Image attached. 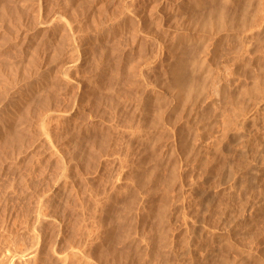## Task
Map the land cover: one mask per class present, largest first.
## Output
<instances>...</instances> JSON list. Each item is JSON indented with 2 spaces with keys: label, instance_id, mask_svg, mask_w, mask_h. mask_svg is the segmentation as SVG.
Masks as SVG:
<instances>
[{
  "label": "rangeland",
  "instance_id": "1",
  "mask_svg": "<svg viewBox=\"0 0 264 264\" xmlns=\"http://www.w3.org/2000/svg\"><path fill=\"white\" fill-rule=\"evenodd\" d=\"M100 1L47 0V3L62 7L67 4L68 8L74 5L88 21L87 16L95 10L99 14V6L95 7L101 5ZM20 2L0 0V55L6 57L0 56V64L17 61L24 49L19 42L11 48L20 33L19 21L15 20ZM140 2L138 10L144 12L141 14L144 20L139 30L144 34L145 29H151L144 34L150 33V36L144 37L142 50L132 49L131 38L124 32H112L111 37L103 41L93 38L95 45L92 44L87 54L89 62L86 59L84 70L89 71L87 75L91 77V84L95 83V92L81 97V108L75 119L64 125L61 122L57 127L54 121L50 123L53 131L49 134L52 132V144H56L53 145L55 156H60L57 164L50 162L51 154L46 156L45 146L37 147L34 128L23 129L24 134L21 133L18 140L12 139V133H3L4 137L1 134L0 182L4 183H0V247L4 238L12 240L28 226L36 194L44 189L48 192L55 189L52 192L55 196L51 194L43 200L48 203L43 204L46 213L53 215L51 226L43 229L47 234L46 244L59 251L66 250L70 244L68 248L75 246L83 254L78 255L81 257L77 256L78 259L69 256L70 262L67 257L65 264H264V0H199L197 5L183 0L184 4L180 1L183 11L164 15L166 19L158 13L157 4L161 0ZM220 13L225 18L222 15L221 19ZM82 14L79 12L78 21H85ZM189 18L191 24H196L189 28L195 32L199 29L200 37L187 43L183 51L178 46L177 50L172 47L174 54L178 52L182 56L181 61L179 57L167 59V51L160 49L163 53L157 54L155 69L148 72L144 64L138 67L136 63H143L138 57L144 59L153 48L151 37L156 30L168 27L174 35ZM219 24L223 26L222 32L218 31ZM123 34L129 42L124 40ZM171 35L168 34L167 43H163L165 48L174 44ZM112 36H119L121 43ZM111 41H115L116 47ZM49 42L45 44L51 47L53 43ZM122 43L130 45L129 48ZM41 46V52L47 50V46ZM117 46L126 49L125 54ZM111 47L119 51L115 50L116 53ZM108 51L116 54L112 57ZM119 52L120 55L123 52L122 57ZM103 56L106 58L102 59ZM119 58H123L122 61ZM106 59L112 60L108 61L114 69L107 66ZM100 64L104 66L101 68ZM106 70L120 74L112 71L110 76ZM126 79L128 83L123 81ZM5 80L0 79V119L6 105L20 89H14ZM143 82L157 85V95L144 92ZM108 85L112 90H107ZM50 90L51 94L58 93L62 108L72 107L75 99L72 91L62 88L60 95L58 89L50 88L46 93L35 95V103H32L35 108L39 110L48 102ZM27 108L24 106L19 114L27 115ZM21 115L14 117L16 127L12 131H16L15 135L23 126ZM92 138L99 143L94 151ZM13 146L18 156H11L9 149ZM27 146L29 152L23 155L20 149ZM88 148L92 151L90 155L86 153ZM71 166H75L74 171ZM59 169L66 170L67 180L73 175L69 186L60 188L58 184L55 188ZM40 264L59 263L47 257Z\"/></svg>",
  "mask_w": 264,
  "mask_h": 264
},
{
  "label": "bare ground",
  "instance_id": "2",
  "mask_svg": "<svg viewBox=\"0 0 264 264\" xmlns=\"http://www.w3.org/2000/svg\"><path fill=\"white\" fill-rule=\"evenodd\" d=\"M96 1V0H95ZM142 1V0H102L101 2V5L98 4L95 8H97L99 6V14H97V12H90V16H87L89 17V20L86 21V16H84L82 14V11H78L76 8H73L75 7L74 5H72L71 8H68L66 7V5H64L63 7L62 6H52L51 4H48L47 3V0H21V4L19 5L20 6V9H17L15 10L16 11V15H15V20L16 22L19 21V28H20V33L19 35L16 37L15 40H13V38L11 37V39L13 40V43L11 44V48L12 47H15V45L18 44L19 42V45L21 44L22 47H20L18 45V48H23L24 49H18L19 51L22 50V54L19 52V55L21 54L20 58L15 61V62H11L10 60H8L7 62H4L2 64H0V79H4L6 78V80L8 81V84L12 87H14V89H18V93L16 95H14V97H12V99L10 100V102L6 105V107L4 108V116L0 119V138H1V134L3 135V133H5L4 135H6L7 132H9L12 136V139L13 140H16L17 138H19L18 136L21 135V133L24 131L23 129H30V127L34 128L33 130L35 131L36 133V145H38L37 147H39V145H41L42 147L45 146L43 149L46 151V153H48L46 156H48L49 154L50 155V162L51 163H55L57 164L58 163V160H59V157L60 156H57L58 157V160H57V157L55 156L56 152L54 151V144H52V139H51V133L49 134V131L52 130L53 131V128L50 129V123L54 121V125L56 124V127L57 125H59L61 122L63 123L64 125V122H70L72 119H75V117H77L76 113L78 112V110L81 108V104H82V100H81V97L83 95H86L87 92H93L94 89V86L93 84L95 83H92L91 84V77L87 75V72L89 71H85L84 68H85V62H86V59H87V54L90 53V49L92 47V44L93 43V38H98L100 41H103L104 39L106 38H109L111 37V33L115 31L116 32H124L126 33V35H128L130 38H131V41L132 42H129V39H128V42L129 44L131 45L132 49H141L143 46L142 45V41L143 39L145 40L144 37H148L150 36L148 34V36H144V34L147 33V30L148 32L151 30L148 29H144L146 30V32H144V34L142 33V31H140L139 29V24L141 25V21L143 19L142 15L143 14L142 12H140L138 10V6H139V2ZM183 0H161V3L159 4L158 2H155V3H158L157 4V7L159 6L160 7V10L158 11L160 17L162 15V17H164V19L167 18V16H169V14H173L174 12L176 11H179V10H182L184 7L182 6V4H184L181 2ZM189 2H191L190 4L194 5L196 2L198 3L199 0H188ZM57 4V2H55ZM60 3V2H59ZM58 3V5H59ZM148 3V2H147ZM188 3V2H187ZM153 4V3H152ZM151 4V7H153ZM181 4V5H180ZM51 5V6H50ZM78 5V4H77ZM87 5V4H86ZM140 5H141V2H140ZM197 5V4H195ZM80 6V5H78ZM92 6V5H91ZM144 6V5H142ZM185 6V5H184ZM200 6V5H199ZM225 6V4L223 5ZM81 7V6H80ZM111 7V8H110ZM150 7V6H149ZM147 7V9L149 8ZM247 7V6H246ZM82 8V7H81ZM92 8V7H91ZM91 8H90V11H91ZM154 8V7H153ZM88 9V8H87ZM199 9V8H198ZM225 8L222 9V11L224 10ZM9 10V9H8ZM93 10V9H92ZM141 10V9H140ZM152 10V9H151ZM85 11V8L83 10V12ZM150 11V9H149ZM154 11V10H153ZM183 11V10H182ZM10 12V11H9ZM82 14L84 17H85V21L83 20H79L78 21V14ZM148 12V10H147ZM88 13V11H87ZM156 13V12H155ZM225 12L223 11V14ZM86 14V13H85ZM152 14V13H151ZM150 14V15H151ZM175 14V13H174ZM181 14V13H180ZM221 14V13H220ZM219 14V15H220ZM221 14V19H222V15ZM149 15V14H148ZM164 15H167V16H164ZM218 15V16H219ZM82 16V17H83ZM154 16V15H153ZM225 15H223V18ZM10 17V16H9ZM80 17V16H79ZM146 17V16H145ZM150 17V16H149ZM184 18H186V16H184ZM219 18V17H218ZM217 18V21H219ZM81 19V17L79 18ZM83 19V18H82ZM151 19V17H150ZM155 19V18H154ZM190 19V18H189ZM144 20V19H143ZM146 20V19H145ZM157 20V19H156ZM163 20V19H162ZM168 20V19H167ZM184 20V19H183ZM210 20V19H209ZM255 20V19H254ZM149 20H147L148 22ZM153 21V20H152ZM155 21V20H154ZM208 20H206L207 22ZM211 21V20H210ZM1 22V21H0ZM89 22L90 25H87V23ZM151 22V20H150ZM163 22V21H162ZM175 22V21H174ZM173 22V23H174ZM191 19L190 21H188V19H186L184 21V23H182L181 26H183V28L181 27L180 30L176 31V33L174 35H171V30L170 28L168 27H164L163 28H159L158 29V32L156 30V27H155V30L156 32H154V35L151 37L152 39V50L150 51L149 54H147V56H145V58L143 59L142 56H139L138 58L141 59L140 61L143 62V63H140L138 62L139 59H136L138 61H135V62H138L136 64H139L138 67H141V64H144V67H146L147 71H151L153 68L155 69L156 67V62H157V54L159 55L161 52L159 51L160 49L163 50L165 49L167 51V59H171V58H175L178 59L179 57V61H181V57H180V54L178 53H173V46L174 48L176 49V46H178V48L180 50H184V48L186 47V44L187 43H190V41L192 40H195L196 38H199L200 35L199 33L197 34V32H199V29L197 32L193 31L191 28H189V26L191 25H196V24H191ZM155 23V22H154ZM194 23V22H193ZM203 23V22H202ZM220 23V22H219ZM221 23H224V22H221ZM227 23V22H226ZM142 24H144L142 22ZM148 24H153V23H148ZM156 24V23H155ZM147 25V24H145ZM144 25V26H145ZM150 25V26H151ZM165 25V24H164ZM206 25H208L206 23ZM224 25V24H223ZM84 26H90V28L84 30ZM143 25H141L142 27ZM161 26V24H160ZM202 26V25H201ZM205 27V25H203ZM202 26V27H203ZM220 26V30L218 29L219 32H222L221 30L223 28H221L222 24L218 25ZM217 26V27H218ZM148 27V25H147ZM154 27V26H152ZM151 27V28H152ZM193 27V26H192ZM196 27V26H195ZM201 27V28H202ZM223 27V26H222ZM225 27V26H224ZM16 28V27H15ZM179 28V27H178ZM198 28V27H197ZM196 28V29H197ZM200 28V27H199ZM12 29V27H11ZM153 29V28H152ZM3 30V29H2ZM144 30V31H145ZM176 30V29H174ZM213 30V29H212ZM11 31V30H10ZM201 31V30H200ZM3 32V31H2ZM151 32V33H153ZM217 32V31H216ZM233 32V31H232ZM218 33V32H217ZM168 34H170L171 36L174 37V44L173 45H166V48L163 46V43H167V38H169ZM11 35V34H9ZM124 35V34H123ZM1 36V35H0ZM3 36V35H2ZM113 37V36H112ZM120 37H121V33H120ZM119 36L116 37V38H119L118 40V44H120V38ZM125 37V35H124ZM210 37V36H209ZM214 37V36H213ZM217 37V36H216ZM114 38V37H113ZM111 38V39H113ZM116 38L115 41H116ZM10 39V38H9ZM126 39V37L124 38V40ZM126 39V40H127ZM150 39V40H151ZM49 40L53 43H51V47H49L50 45V42L48 43L49 46H47L46 44V41ZM123 40V38H122ZM147 40V38H146ZM171 40V39H170ZM6 41V40H5ZM45 41V42H44ZM115 41H111L112 43H114L115 45ZM7 42H9L7 40ZM95 42V41H94ZM99 42V41H98ZM120 42V43H119ZM124 42V41H122ZM127 42V43H128ZM150 42V41H148ZM46 43V44H45ZM99 43H103V42H99ZM98 43V44H99ZM117 43V42H116ZM147 43V42H146ZM172 43V42H171ZM199 43V42H198ZM201 43V42H200ZM215 43V42H214ZM117 44V45H118ZM124 43H122L121 45H123ZM126 44V43H125ZM154 44V45H153ZM41 45H45L47 46V50L46 51H42L41 52V48L42 47ZM95 45V44H94ZM111 45V43H110ZM130 45H127V46H130ZM150 45V44H149ZM4 46V45H3ZM44 46V47H45ZM100 46V45H99ZM107 46V44H106ZM105 46V47H106ZM113 46V44H112ZM124 46V45H123ZM126 45L124 46L125 48L127 47ZM155 46H157V48H155ZM191 46V45H190ZM189 46V47H190ZM97 48L98 46H94V48ZM100 47H104L103 45H101ZM104 47V49H105ZM116 47V45H115ZM121 47V46H120ZM130 47V48H131ZM189 47H188V52H189ZM192 47V46H191ZM40 48V50H39ZM50 51H49V49ZM93 48V47H92ZM107 48V47H106ZM109 48V47H108ZM111 48H114V47H111ZM110 48V49H111ZM118 49H120L118 46H117ZM122 49H125L123 47H121ZM129 48V47H127ZM149 48V47H148ZM170 48V49H169ZM194 48V46L192 47V49ZM16 49V48H15ZM43 49V47H42ZM103 49V48H102ZM108 49V50H110ZM116 48H114V51L118 50ZM174 49V51H175ZM195 49V48H194ZM7 50V49H5ZM97 50V49H96ZM96 50H94L95 54L97 53ZM126 50V49H125ZM125 50H121L120 51H125ZM142 50V49H141ZM177 50V49H176ZM179 50V52H181ZM186 50V49H185ZM10 51V50H9ZM48 51V53H46ZM101 51V50H100ZM103 52L107 51V50H102ZM111 51L113 52V50L111 49ZM111 51H108V53L110 54ZM115 51V52H116ZM119 51V50H118ZM140 51V50H138ZM192 51V50H191ZM8 53V51H6ZM41 52V53H40ZM92 52V51H91ZM99 52V50H98ZM111 52V53H112ZM114 52V53H115ZM121 52V55L122 53ZM132 52V51H130ZM148 52V51H147ZM160 52V53H159ZM187 52V51H186ZM193 52V51H192ZM3 53V52H2ZM114 53H112V57L114 56ZM117 53V52H116ZM115 53V54H116ZM140 53V52H139ZM137 53V54H139ZM163 53V52H162ZM161 53V54H162ZM1 54V53H0ZM94 54V56H95ZM99 54V53H98ZM107 54V53H106ZM125 54V52H124ZM123 54V55H124ZM133 54V52H132ZM188 54V53H187ZM18 55V56H19ZM89 55V54H88ZM100 55H103L102 53H100ZM105 55V54H104ZM111 55V54H110ZM119 55H120V52H119ZM120 55V57H122ZM141 55V54H140ZM165 55V54H164ZM183 55V54H182ZM1 56V55H0ZM92 56V53L91 55ZM99 56V55H98ZM127 56V55H126ZM166 56V55H165ZM186 56V55H185ZM188 56V55H187ZM1 57H5L4 55L1 56ZM100 57V56H99ZM98 57V58H99ZM105 56L101 57L102 59H104ZM111 57V56H110ZM135 57H136V54H135ZM160 57V56H159ZM6 58V57H5ZM9 58V57H7ZM100 58V59H101ZM106 58V57H105ZM109 58V57H107ZM115 58H116V55H115ZM115 58H112L113 60H115ZM118 58V57H117ZM126 58V57H125ZM124 58V59H125ZM132 58V57H131ZM130 58V59H131ZM181 58V59H180ZM186 58V57H185ZM188 58V57H187ZM11 59V58H10ZM13 59V58H12ZM89 59V58H88ZM87 59V61L89 62V60ZM110 59V58H109ZM109 59H106L107 61ZM120 59V58H119ZM123 59V58H121ZM120 59V60H121ZM128 59V58H126ZM3 60V59H2ZM15 60V59H14ZM13 60V61H14ZM38 60V61H37ZM119 60V61H120ZM133 60H134V57H133ZM143 60V61H142ZM185 60V59H184ZM101 61V60H100ZM99 61V62H100ZM105 61V63H108L107 66L111 65L109 63V61L111 62L112 60H109L108 62ZM117 61V60H115ZM122 61V60H121ZM126 61V60H125ZM125 61H123V64L125 65ZM130 61V60H129ZM127 61V62H129ZM169 61V60H168ZM86 62V63H88ZM125 62V63H124ZM171 62V61H170ZM115 63V62H114ZM117 63V62H116ZM121 62H119L120 64ZM181 63V62H179ZM104 64V63H103ZM119 64H115L116 66H119ZM121 63V65H123ZM135 64V63H134ZM186 64V62H185ZM87 65V64H86ZM99 65V64H98ZM113 65V64H112ZM111 65V66H112ZM114 65V67H115ZM120 65V66H121ZM155 65V67H154ZM182 65V64H180ZM184 65V64H183ZM97 66V65H96ZM102 64H100L99 67L102 68ZM106 66V67H107ZM137 66V65H136ZM163 66V65H161ZM98 67V66H97ZM124 67V66H122ZM126 67H127V64H126ZM143 67V68H144ZM105 68V67H104ZM109 68V67H108ZM107 68V69H108ZM119 68V67H117ZM106 69V68H105ZM110 69H114L113 66L112 68ZM126 69V68H125ZM98 71V69H96ZM102 70V69H101ZM100 72H103L101 71ZM118 70V69H117ZM122 71L123 68L121 69ZM141 70V68L139 69ZM108 71V70H106ZM112 71H115V70H112ZM112 71H108L110 73L107 72L108 75L110 74H113L114 72ZM131 71V70H130ZM142 71V70H141ZM115 72H118V71H115ZM127 72V71H126ZM98 72H96L97 74ZM105 73V71H104ZM123 73V72H122ZM141 73V72H140ZM103 74V73H102ZM107 74H104L105 76ZM117 74V73H116ZM120 73L118 72V75ZM128 74H132V73H128ZM116 75V76H118ZM123 77L125 75L122 74ZM11 76H14V78H12ZM100 77V75H98ZM103 76V75H102ZM101 76V77H102ZM111 76V75H110ZM113 76V75H112ZM128 76H131V75H128ZM134 76V75H133ZM177 76V75H176ZM90 77V78H89ZM115 77V76H113ZM120 77V76H119ZM122 77V76H121ZM120 77V78H121ZM124 77V78H125ZM137 77V76H136ZM109 77L107 76V79ZM112 78V77H111ZM117 77H115L116 79ZM133 78V77H131ZM130 78V79H131ZM138 78V77H137ZM92 79H94L92 77ZM103 79V78H102ZM123 79V78H122ZM129 79V78H128ZM128 79L126 80H123V81H127ZM5 80V81H6ZM96 80V78L94 79V81ZM101 80V79H100ZM105 80V78H104ZM111 80V79H109ZM107 80V82L109 81ZM119 80V78L117 79ZM121 80V79H120ZM137 80V79H136ZM4 81V82H5ZM98 81V80H97ZM112 81H116V80H112ZM123 81L121 83H123ZM129 81V80H128ZM138 81V80H137ZM151 81V80H150ZM149 80L147 82H150ZM106 82V81H103V83ZM110 82V81H109ZM119 82V81H118ZM99 83V82H98ZM111 83V82H110ZM110 83H108L110 85ZM120 83V82H119ZM128 83V82H126ZM137 83V82H136ZM139 83V82H138ZM137 83V84H138ZM144 83V82H143ZM5 84V83H4ZM141 84V83H140ZM150 84V83H149ZM149 84L147 83H144V85L141 87L143 88L144 92L145 90L148 93V95H157V85L154 87L152 84V86H150ZM106 85V84H105ZM108 85V86H109ZM139 85V84H138ZM96 86V85H95ZM100 86H104L100 83ZM99 84H98V88L100 87ZM112 86V85H110ZM110 86L109 88H107V90H112L110 89ZM107 87V86H106ZM52 89L53 90H59V94L61 95V90L62 88H64V90H69L70 92L72 91V94H74V103L72 105V102H71V105L72 107H65V108H62V105H60L59 103V95L58 93H53L51 94V90L48 92V96H49V100L48 102L42 107L40 108L39 110L37 108H35V105L32 104L34 102V97L35 95H37V93H46V91L48 89ZM105 88V87H104ZM103 88V89H104ZM113 88V87H112ZM101 90V89H100ZM11 91V89H10ZM9 92V91H8ZM95 92V91H94ZM99 92V91H98ZM51 95H50V94ZM11 94V93H10ZM93 94V93H91ZM145 95V94H144ZM13 96V95H12ZM143 96H141L142 98ZM64 98V97H63ZM156 98V97H155ZM7 100V99H6ZM73 100V99H72ZM148 100V99H147ZM2 101V100H1ZM0 101V103H1ZM8 101V100H7ZM63 101V100H62ZM140 101V100H139ZM142 101V100H141ZM140 101V103H141ZM149 101V100H148ZM151 102V101H150ZM5 103V101H4ZM35 103V102H34ZM68 103V102H67ZM146 103V102H145ZM148 103V102H147ZM64 104V103H63ZM136 104V103H135ZM263 104V103H262ZM4 105V106H5ZM31 105H34L32 107H30ZM38 105V104H37ZM24 106H28V110H27V115L22 114H19L21 109L24 108ZM83 107V106H82ZM264 107V104L263 106ZM32 108H35L34 110ZM24 112V110H22ZM80 111V110H79ZM26 112V111H25ZM2 113V112H1ZM18 114V117L19 115L23 116L22 119L20 120L21 121V125L23 124L22 128H20V131L17 130V134L15 135L14 132L16 131H12V130H15L14 128V117H16V115ZM76 115V116H75ZM0 116H2L0 114ZM19 119V118H17ZM77 119V118H76ZM18 122V121H17ZM52 124V125H53ZM26 125V127H25ZM66 125V124H65ZM21 127V126H20ZM55 127V126H53ZM66 129V128H65ZM93 130V129H92ZM94 130H95V127H94ZM33 131V132H34ZM20 132V133H19ZM28 132V131H27ZM55 132V131H54ZM7 133V135L9 134ZM30 133V132H29ZM35 133H32L35 135ZM9 134V135H10ZM24 134V133H22ZM54 134V133H53ZM99 134V133H98ZM4 135L2 137H4ZM29 135V134H28ZM94 134H92V137H93ZM96 136H97V133H96ZM102 135H100V138ZM8 137V136H7ZM10 137V136H9ZM8 137V138H9ZM34 137V136H33ZM24 138V137H22ZM96 138V137H94ZM10 139V138H9ZM35 139V137H34ZM93 139V138H92ZM98 139V137L96 138ZM5 140V139H4ZM18 140V139H17ZM24 141V139H22ZM21 140V141H22ZM32 140V139H30ZM7 141V139H6ZM9 141V140H8ZM3 142V140H2ZM1 142V143H2ZM13 142V141H12ZM91 142V141H89ZM88 142V143H89ZM98 140L96 141L95 139H93V142H91L92 144V147L94 151V148L98 146L99 143H97ZM9 143V142H8ZM15 143V142H14ZM28 143H29V140H28ZM12 144V143H11ZM16 144V143H15ZM14 144V145H15ZM19 144V143H18ZM30 144V143H29ZM90 144V143H89ZM90 144V145H91ZM2 145V144H0ZM5 145V143H4ZM35 145V146H36ZM56 145V144H55ZM87 145V144H86ZM6 146V145H5ZM9 146V145H8ZM20 146V145H19ZM30 146V145H29ZM34 146V147H35ZM2 149L4 148V146H1ZM23 147V146H22ZM21 147V148H22ZM36 147V148H37ZM41 147V149H42ZM6 148H8L6 146ZM4 148L6 151L8 149ZM31 148V147H30ZM35 148V150H36ZM91 148H88L90 150H87V154L91 153ZM1 149V148H0ZM11 149V148H10ZM11 151V156H15L17 155V151H16V148L13 146L12 147V150ZM19 149V148H18ZM40 149V148H39ZM42 149V150H43ZM4 150V151H5ZM21 150V151H20ZM19 151L21 153H23V155L27 154L29 152V147H24L23 149H20ZM57 150V149H56ZM70 150V149H69ZM68 150V151H69ZM1 151V150H0ZM32 151V150H31ZM30 151V152H31ZM41 150H39L40 152ZM2 152V151H1ZM43 152V151H42ZM5 153H8V152H5ZM20 153V155H22ZM59 153V152H58ZM66 153V152H65ZM79 153V152H78ZM4 154V153H3ZM9 154V155H10ZM41 154V152H40ZM44 154V152H43ZM41 154V155H43ZM1 155V153H0ZM5 155V154H4ZM8 155V156H9ZM30 155V154H28ZM27 155V156H28ZM59 155V154H57ZM90 155V154H89ZM92 155V154H91ZM106 155V154H105ZM7 156V158H8ZM18 156V155H17ZM16 156V157H17ZM45 156V155H44ZM64 157V156H63ZM89 157V156H88ZM5 158V157H4ZM15 158V157H14ZM13 158V159H14ZM18 158V157H17ZM21 158V157H20ZM46 158V157H45ZM44 158V159H45ZM84 158V156H83ZM82 158V159H83ZM16 159V158H15ZM3 160V159H2ZM7 160V159H6ZM9 160V158H8ZM21 160H23L21 158ZM20 160V161H21ZM47 160V159H46ZM80 159H78V162H79ZM116 160V159H115ZM102 161V160H101ZM49 161H47V164H48ZM107 162V161H106ZM60 163V162H59ZM81 163V162H80ZM17 164V163H16ZM50 164V163H49ZM15 165V164H14ZM69 165V164H68ZM67 165V166H68ZM72 165V164H71ZM80 165V164H79ZM6 166V165H4ZM16 166V165H15ZM61 166V164L59 165ZM58 166V167H59ZM14 167V166H13ZM51 167V166H49ZM75 166H71V169L73 170ZM52 168V167H51ZM56 168V166H55ZM47 169V168H46ZM58 169V168H56ZM3 170V169H2ZM15 170V169H14ZM30 170V169H29ZM54 170V169H53ZM60 170V169H59ZM62 170V169H61ZM61 170L59 171L60 173L58 175H56L55 177V188L58 186H60V188H64V187H67L69 186L70 182L72 183L71 179H74L73 178V175L71 174L68 178L69 180H67L65 178V174L64 172H66V170L63 172H61ZM5 171V170H4ZM74 171V170H73ZM7 173V172H6ZM3 174L5 175V172H3ZM54 174V172H53ZM67 175V174H66ZM75 176V175H74ZM5 177V176H4ZM53 178V176H52ZM76 178V177H75ZM4 179V178H3ZM1 180V179H0ZM54 180V179H53ZM5 181V180H4ZM2 182V181H1ZM0 182V183H1ZM24 182V181H23ZM52 182V181H51ZM4 183V182H2ZM53 184V182H52ZM20 185V184H19ZM29 185V184H28ZM73 185V184H72ZM52 186V185H51ZM54 186V185H53ZM1 188V187H0ZM52 188V187H51ZM2 189V188H1ZM6 190V189H5ZM51 191H47L46 189L38 192L34 198L35 201L32 202V204L34 203L33 206H35L34 209H32V211L30 210L31 212V215L29 213V222H28V226H25L22 228L21 232L17 233V236L14 237L12 240H6L4 238L3 242H2V245L0 247V264H40L41 261L44 262V258H49V260H53V261H56L57 263L59 264H65L67 263V261H69L70 257L69 256H78L80 255L81 256V252L79 250H77L76 248L77 247H70V244L69 246L66 248V250L64 249V251H59V250H55V248H50L49 246H47L46 244V235L44 232H43V229L46 228L45 226L48 225L51 226V217L53 216H50V213H46L45 211V208L43 206V200L47 197H50V195L52 194V192L54 193L55 192V189H50ZM61 190V189H59ZM65 190V189H64ZM58 191V190H57ZM62 191V190H61ZM5 192V191H4ZM7 192V191H6ZM48 192V193H47ZM60 192V191H58ZM58 193H56L57 195ZM3 195V194H2ZM55 196V194H52ZM62 198V197H61ZM49 199V198H48ZM47 199V200H48ZM51 199V198H50ZM24 201V200H23ZM48 204V203H47ZM47 204H45L47 206ZM49 206V205H48ZM32 208V207H30ZM43 208H44V211H43ZM47 208V207H46ZM20 209V208H19ZM29 209V208H28ZM16 210V209H15ZM18 210V209H17ZM24 210V209H22ZM20 211V210H19ZM28 212V211H27ZM27 214V213H26ZM18 216V215H17ZM11 217V216H10ZM55 218V216H54ZM9 219V218H8ZM16 221V220H15ZM51 222V223H50ZM22 223V222H21ZM50 223V224H49ZM58 223V222H57ZM3 224V223H2ZM7 224V223H6ZM25 224V223H24ZM23 224V225H24ZM55 224V223H54ZM59 224V223H58ZM9 225V224H8ZM12 225V224H11ZM16 225V224H15ZM57 225V224H55ZM13 226V225H12ZM53 226V225H52ZM9 227V226H8ZM55 227V226H54ZM59 226H57L58 228ZM52 228V227H51ZM7 229V228H6ZM59 229V228H58ZM47 230V228H46ZM6 231V230H5ZM1 232V231H0ZM15 234V233H14ZM13 234V235H14ZM7 236V235H6ZM10 236V235H9ZM7 238V237H6ZM55 239V238H54ZM1 240V239H0ZM49 244V243H48ZM52 246V245H51ZM83 255V254H82ZM80 256H78L79 258H81ZM67 257H68V260H67ZM77 257V259H78ZM83 257V256H82ZM73 257H71L72 259ZM76 259V258H75ZM76 259V260H77ZM67 260V261H66ZM46 262V261H45ZM70 262V261H69Z\"/></svg>",
  "mask_w": 264,
  "mask_h": 264
}]
</instances>
